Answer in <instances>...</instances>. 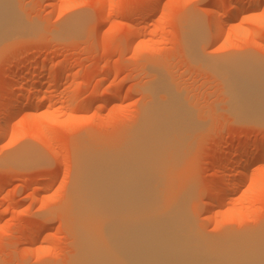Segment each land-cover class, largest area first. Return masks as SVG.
<instances>
[{"label":"rangeland","instance_id":"rangeland-1","mask_svg":"<svg viewBox=\"0 0 264 264\" xmlns=\"http://www.w3.org/2000/svg\"><path fill=\"white\" fill-rule=\"evenodd\" d=\"M244 1L257 0H0L10 9H3L8 31H0V264H95L70 204L76 150L117 156L139 132L147 88L163 82L165 96L181 105L172 119L185 155L178 184L189 192L196 229L213 239L264 233V150L247 172L248 153L240 152L264 143V108L252 94L238 95L248 105L241 107L235 90L247 89L237 87L246 83L239 59L264 64V0L258 7ZM140 6L146 11L139 18ZM213 19L221 20L220 30ZM19 95L30 102L23 99L27 107L4 126ZM35 96L44 103L34 105ZM24 147L43 160L36 154L39 161L20 163L25 152L12 159ZM222 171L230 172L226 182L240 180L221 204ZM210 196L218 204L212 209Z\"/></svg>","mask_w":264,"mask_h":264},{"label":"bare ground","instance_id":"bare-ground-1","mask_svg":"<svg viewBox=\"0 0 264 264\" xmlns=\"http://www.w3.org/2000/svg\"><path fill=\"white\" fill-rule=\"evenodd\" d=\"M3 2H0V31H2L6 26H4L6 20L4 12L10 10L3 7ZM258 2V0L252 3L250 1H244V4L256 6ZM1 4H3V6ZM3 9H5V11ZM17 11L19 10L17 9ZM144 11L146 10L142 7L139 8L136 12L137 16L141 17ZM231 11H233L231 19L234 20L237 14V7L233 6ZM10 19L9 22L11 21ZM213 21H215V29L220 30L221 20L218 21L217 19H213ZM17 23L18 22L16 21V24ZM9 24L12 23H7V25ZM197 27L198 26L196 24L194 29L196 28L197 30ZM6 29L3 32H7L8 28ZM231 59L232 62L235 60V58ZM244 59H242V61H244ZM239 61L241 65L245 64V67L241 69L245 71V76L242 75V78L243 81L246 79V83H243L242 78H240L241 75H238L239 77L233 78V81L235 79L234 86L235 83L237 84L238 82H236V80L241 79L240 82L243 84H237V87H241L240 85H242L243 88L244 85H247V89L250 93H245L248 92L247 89H243V93H239L241 90L238 91L239 89H235L237 96L239 95L240 98L242 97V100L246 98H249L248 100H250L253 99L250 98L252 97V94L255 98L254 101L256 105L261 107L263 106L264 108L263 62L256 63L258 60L256 61L255 59H251V62L246 60V63H244L245 61L241 62L240 59ZM230 62L225 63L226 65L228 64L231 66L230 68L225 66V64L224 67H228L232 70L231 68H233V63ZM236 64L234 65L235 67L237 66ZM240 64L238 63V67L234 69L239 70ZM61 67H59V69ZM47 73L46 75H49L50 81L55 83L57 79ZM229 74L232 76V72ZM40 77L43 76L39 75V78ZM38 84L37 86H34L33 94H36L37 92L39 93L41 86ZM156 86L153 84V87L147 88V93H149L151 97L150 104L143 108L144 110L141 114L142 124L139 128V132L131 138L128 145L126 144L127 148L120 150L115 157H112L111 155L107 156L108 154L103 155L98 151L93 152L87 147H79V149L77 148L76 150L78 152L75 153L76 166L74 167L75 175H73L74 180L71 189L70 204L77 229L80 232L81 242L85 243L87 247L90 248V251L88 252H91L93 256V258H90L94 259L95 264H264L263 231L257 233L254 232V234H245V237L241 236L243 235L242 233L237 236V239H235V236L232 237L233 235L230 236V234L228 235L230 237L223 236L221 238L213 239L206 238L196 229L192 220L193 215L191 216L190 212L191 204L189 200V192L184 185L181 184L182 182L178 184V182H180V178L184 176V174H181L183 173L181 166L184 163L185 155L183 153L182 146L175 138V125H172L175 124V122L173 123L172 119H177V113L180 112V110L178 112V109L181 105L179 104V101L175 104L177 100H171V97L167 98V95L165 96V92H167V85L165 82L158 85L156 84ZM158 89H162V91ZM159 91L161 94L163 93L162 95L159 93L160 96L157 94ZM169 92L170 91L168 90V93ZM172 93L174 96L175 93H177V97L179 96V92L177 91ZM114 94L116 95V93ZM244 94H248V97ZM36 96L35 98L33 97L34 100L31 99L33 104H43V98ZM239 96L238 102L241 103L240 106L242 107L244 104V107H248V105H246L245 102L239 98ZM23 99L30 102L29 95L17 96L10 111H7L3 118L4 126L8 125L10 119L17 111H19V109L25 108L24 105H27V103L23 105ZM13 100L14 99H12V101ZM105 100H107L106 95L98 97L96 100L98 103L97 107H102L101 104ZM248 100H246V102ZM178 104L180 106H178ZM175 106H177V109ZM174 110L175 112L177 110V112L175 113ZM29 117L31 118L32 116ZM86 143L87 142H85V144ZM26 149L25 147L21 148L19 150L20 152L17 151L12 159L14 158L15 161L23 159L22 154L25 152L27 154L24 156L23 161H19L20 163H26V161H28L26 160L27 158H32L33 161L31 162L39 161L37 160L39 157H35L36 154L41 157L38 152L35 154V151H31L29 148ZM98 149L99 148H97V150ZM241 150L240 152L243 154L248 153V158L244 159L246 161L242 160L245 162V164L243 163V167L245 169L244 171H246L248 168L247 166H249L252 161H256V158L260 159L259 154L264 150V143L255 149H249V151L246 149ZM18 154L21 156L20 158ZM33 155L34 157H32ZM235 155L237 156V154ZM39 159L43 160V157ZM237 163H235V165H237ZM241 164L242 163L240 162V165ZM226 169L228 168H225V170ZM244 171L240 172V175H244L247 172L246 171L244 173ZM229 173L227 171H222L220 174L221 179L224 178V182L222 181L223 183L219 182L220 185L218 184L217 193H219L220 200L218 198L219 202L217 203H224L227 196L231 192H234L239 184V178V180H236L235 182L230 180L231 178H229L227 182L225 181V177L228 178V176H230ZM240 178H242V176ZM210 194L213 195V193ZM207 203H209L208 206L212 209L216 201H214L211 197ZM203 244L208 245V251H202L201 246ZM91 254L88 255L91 256ZM201 254L204 257L203 260L205 261L198 263L196 262V257L198 255L201 256Z\"/></svg>","mask_w":264,"mask_h":264}]
</instances>
